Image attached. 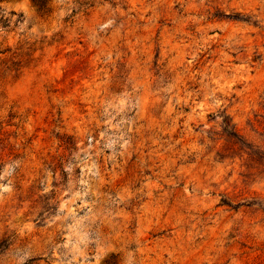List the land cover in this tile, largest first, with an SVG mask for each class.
<instances>
[{"label":"rangeland","instance_id":"rangeland-1","mask_svg":"<svg viewBox=\"0 0 264 264\" xmlns=\"http://www.w3.org/2000/svg\"><path fill=\"white\" fill-rule=\"evenodd\" d=\"M0 264H264V0L0 2Z\"/></svg>","mask_w":264,"mask_h":264},{"label":"trees","instance_id":"trees-1","mask_svg":"<svg viewBox=\"0 0 264 264\" xmlns=\"http://www.w3.org/2000/svg\"><path fill=\"white\" fill-rule=\"evenodd\" d=\"M3 1H6V0H0V2H3ZM31 1L38 7L43 6L44 4V0H31Z\"/></svg>","mask_w":264,"mask_h":264}]
</instances>
